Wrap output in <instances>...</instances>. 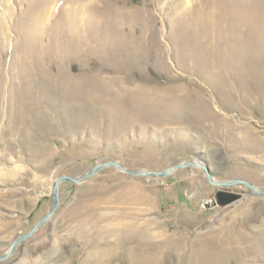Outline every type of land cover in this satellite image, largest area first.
<instances>
[{
  "label": "rangeland",
  "instance_id": "obj_1",
  "mask_svg": "<svg viewBox=\"0 0 264 264\" xmlns=\"http://www.w3.org/2000/svg\"><path fill=\"white\" fill-rule=\"evenodd\" d=\"M192 159L264 190V0H0V255L58 177ZM60 194L0 264H264V195L201 167Z\"/></svg>",
  "mask_w": 264,
  "mask_h": 264
},
{
  "label": "water",
  "instance_id": "obj_2",
  "mask_svg": "<svg viewBox=\"0 0 264 264\" xmlns=\"http://www.w3.org/2000/svg\"><path fill=\"white\" fill-rule=\"evenodd\" d=\"M108 166H115V167L119 168L120 170L125 171V172L130 173V174L147 175V176H155V175L167 176L168 174H170L171 172H173L175 169H178V168H184L187 166H198V167H201L205 170L208 179L215 185L222 186V187L226 188V187H230V186L237 185V184H244L248 188H250V190H252L255 194L264 195V190L258 188L253 183H251L245 179L236 178V179L227 180V181L216 180L214 178V176L212 174V170L210 169L208 164L200 163L198 159H192L189 161H184V162L178 163V164H176V165H174V166H172L166 170H163V171L130 170L118 161H114V160L106 161V162L99 163V164L95 165L89 172H87L83 176L75 177V176H71V175H62V176L58 177L56 179V181L54 182V185H53L54 201H53V205H52V208L49 211V213L47 215H45L41 220H39L29 232H27V233L19 236L18 238H16L15 241L12 243L9 251L4 255H0V260L8 259L13 254V252H14L15 248L18 246V244H20L22 241L30 238L38 230V228L40 226H42L44 223H46L48 220H50V218L55 214V212L58 210V208L60 206V202H61L60 187H61V183L63 181L80 183V182L94 176L95 174L99 173L100 171H102L104 168H106ZM241 198H242V194L223 189V190H219L217 192L216 196L211 201H208L206 203V205H207V207L218 206V207L223 208V207H225L231 203H234L235 201H237Z\"/></svg>",
  "mask_w": 264,
  "mask_h": 264
},
{
  "label": "bare ground",
  "instance_id": "obj_3",
  "mask_svg": "<svg viewBox=\"0 0 264 264\" xmlns=\"http://www.w3.org/2000/svg\"><path fill=\"white\" fill-rule=\"evenodd\" d=\"M253 12V11H252Z\"/></svg>",
  "mask_w": 264,
  "mask_h": 264
}]
</instances>
